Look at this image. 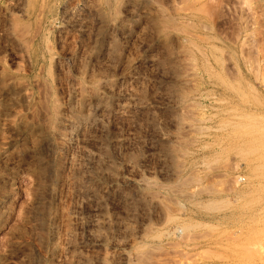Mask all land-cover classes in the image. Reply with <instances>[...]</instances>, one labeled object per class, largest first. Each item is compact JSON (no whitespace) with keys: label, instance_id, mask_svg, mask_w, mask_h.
Listing matches in <instances>:
<instances>
[{"label":"rangeland","instance_id":"374dc122","mask_svg":"<svg viewBox=\"0 0 264 264\" xmlns=\"http://www.w3.org/2000/svg\"><path fill=\"white\" fill-rule=\"evenodd\" d=\"M194 2L0 0V264H264V0Z\"/></svg>","mask_w":264,"mask_h":264},{"label":"bare ground","instance_id":"6f19581e","mask_svg":"<svg viewBox=\"0 0 264 264\" xmlns=\"http://www.w3.org/2000/svg\"><path fill=\"white\" fill-rule=\"evenodd\" d=\"M198 1H199V0H196V2H198ZM196 2H194V3H196ZM192 3H193V2H192ZM203 5H205V3H203L202 6H203ZM192 6H193V5H192ZM202 6H201V7H202ZM211 6H212V5H211ZM211 6H209V7L211 8ZM189 7L191 8V6H189ZM203 7H204V6H203ZM203 7H202V8H203ZM198 8H200V6L197 7L196 9H198ZM204 8H205V7H204ZM204 8H203L202 10H204ZM41 9H42V8H41ZM191 9H192V8H191ZM207 9H208V8H207ZM42 10H43V9H42ZM199 10H200V9H199ZM205 10H206V9H205ZM192 11H193V10H192ZM195 11H196V10H195ZM199 12H200V11H198V13H199ZM207 12H208V11H206L205 13H207ZM202 13H203V12H202ZM200 14H201V12H200ZM208 14H209V13H208ZM208 14H207V16H208ZM203 15H205V14L203 13ZM190 16H191V15H190ZM205 16H206V15H205ZM162 17H163V16H162ZM163 18H164V17H163ZM159 20H160V18H159ZM195 20H196V19H195ZM191 23H193V22H191ZM196 23H197V22H196ZM163 25H164V24H163ZM192 25H193V24H192ZM198 25H199V24H198ZM19 26H20V25H19ZM194 26H195V25H194ZM194 26H193V27H194ZM15 27H16V26H15ZM206 27H207V26H206ZM23 28H24V27H23ZM164 28H166V27H164ZM186 28H187V27H186ZM20 29H22V28H20ZM20 29H19V30H20ZM192 29H193V28H192ZM167 30H168V29H167ZM20 31H21V30H20ZM163 32H164V31H163ZM185 32H186V31H185ZM200 32H201V31H200ZM186 33H187V32H186ZM189 35H191V33H190ZM193 37H194V36H193ZM202 37H203V36H202ZM191 38H192V37H191ZM197 38H200V37L198 36ZM204 38H205V37H204ZM204 38H202V39H204ZM206 38H207V37H206ZM206 38H205V39H206ZM200 39H201V38H200ZM205 39H204V40H205ZM211 39H212V38H211ZM184 40H185V39H183V41H184ZM196 40H197V39H196ZM206 40H207V39H206ZM212 40H213V39H212ZM201 41H202V40H201ZM216 41H217V40H216ZM193 42H194V41H193ZM189 43H190V44H193V43H191V41H189ZM183 44H184V43H183ZM187 44H188V42H187ZM191 46H192V45H191ZM191 46H190V47H191ZM195 46H197V45H195ZM190 47H189V48H190ZM192 47H193V46H192ZM194 48H195V47H194ZM208 48H209V47H208ZM211 48H212V47H211ZM211 50H212V49H211ZM197 51H198V50H197ZM215 52H216V51H215ZM189 53H190V52H189ZM191 53H192V51H191ZM199 54H200V51H199ZM221 54H222V53H221ZM193 55H194V53H193ZM209 56H210V55H209ZM193 59H194V58H193ZM205 60H206V59H205ZM207 63H208V62H207ZM209 64H210V63H209ZM206 72H207V71H206ZM207 77H208V76H207ZM222 77H223V76H222ZM213 78H215V77H213ZM218 78H219V77H218ZM220 81H221V80H220ZM214 82H216V81H214ZM220 83H221V82H220ZM220 83H219V84H220ZM97 84H99V82H98ZM97 84H96V85H97ZM99 85H100V84H99ZM97 86H98V85H97ZM202 86H203V85H202ZM197 90H198V89H197ZM95 95H97V94H95ZM188 95H189V94H188ZM188 95H187V96H188ZM183 99H184V97H183ZM57 108H58V107H57ZM57 108H56V109H57ZM53 110H55V109H53ZM57 112H58V111H57ZM54 113H55V112H54ZM57 116H58V115H57ZM233 117H234V116H233ZM246 118H247V117H246ZM53 119H54V117H53ZM56 119H57V118H56ZM249 119H250V118H249ZM53 121H54V120H53ZM253 121H254V120H253ZM249 122H250V121H249ZM251 122H252V121H251ZM225 125H226V124H225ZM238 127H239V125H238ZM240 128H241V127H240ZM245 128H246V126H245ZM255 128H256V127H255ZM232 129H233V128H232ZM243 129H244V126H243ZM236 130H237V129H236ZM250 130H251V129H250ZM252 130H253V129H252ZM258 130H259V129H258ZM258 130H257V131H258ZM244 135H245V134H244ZM250 135H251V134H250ZM260 136H261V135H260ZM260 139H261V138H260ZM263 140H264V139H263ZM259 141H260V140H259ZM254 142H255V140H254ZM246 153H247V152H246ZM246 153H245V154H246ZM245 154H244V155H245ZM245 156H246V155H245ZM261 167H264V166L261 165ZM261 169H262V168H261ZM237 178H238V177H237ZM236 181H237V180H236ZM236 181H235V182H236ZM209 203H211V202H209ZM218 203H220V202H218ZM214 206H215V204H214ZM207 207H208V206H207ZM209 207H210V206H209ZM215 207H216V206H215ZM218 207H219V206H218ZM210 208H212V205H211ZM214 210H216V209H214ZM167 215H168V214H167ZM169 219H170V218H169ZM171 220H172V219H171ZM167 222H168V221H167Z\"/></svg>","mask_w":264,"mask_h":264}]
</instances>
